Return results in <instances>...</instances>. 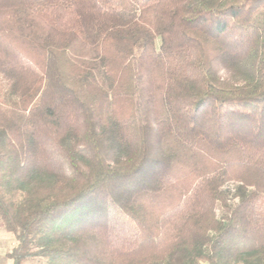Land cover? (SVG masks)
<instances>
[{"label":"trees","instance_id":"1","mask_svg":"<svg viewBox=\"0 0 264 264\" xmlns=\"http://www.w3.org/2000/svg\"><path fill=\"white\" fill-rule=\"evenodd\" d=\"M11 264H264V0H0Z\"/></svg>","mask_w":264,"mask_h":264},{"label":"rangeland","instance_id":"2","mask_svg":"<svg viewBox=\"0 0 264 264\" xmlns=\"http://www.w3.org/2000/svg\"><path fill=\"white\" fill-rule=\"evenodd\" d=\"M0 99L3 103L8 106L15 107L18 109H25L29 106L36 107L38 106V101H35L33 104H28L26 101H21L15 97H12L8 93L7 82L0 77Z\"/></svg>","mask_w":264,"mask_h":264},{"label":"crops","instance_id":"3","mask_svg":"<svg viewBox=\"0 0 264 264\" xmlns=\"http://www.w3.org/2000/svg\"><path fill=\"white\" fill-rule=\"evenodd\" d=\"M14 244L13 237L0 227V264H11L6 259V255Z\"/></svg>","mask_w":264,"mask_h":264}]
</instances>
